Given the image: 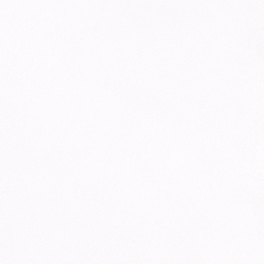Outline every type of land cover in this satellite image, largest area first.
<instances>
[{
    "label": "snow or ice",
    "instance_id": "6c2138e0",
    "mask_svg": "<svg viewBox=\"0 0 264 264\" xmlns=\"http://www.w3.org/2000/svg\"><path fill=\"white\" fill-rule=\"evenodd\" d=\"M0 264H264V0H0Z\"/></svg>",
    "mask_w": 264,
    "mask_h": 264
}]
</instances>
